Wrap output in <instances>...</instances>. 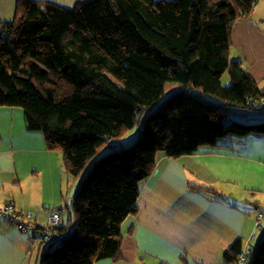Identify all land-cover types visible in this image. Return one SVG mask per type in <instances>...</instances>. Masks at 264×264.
<instances>
[{
  "label": "trees",
  "instance_id": "16d2710c",
  "mask_svg": "<svg viewBox=\"0 0 264 264\" xmlns=\"http://www.w3.org/2000/svg\"><path fill=\"white\" fill-rule=\"evenodd\" d=\"M256 3L91 0L66 9L20 0L14 19L0 23V107L20 109L26 129L59 154L70 190L80 178L71 198L50 210L57 231L69 233L57 248L40 252V243L37 264L120 262L121 225L159 156L264 136V119L245 122L264 118V86L230 58L233 27ZM168 85L175 89L166 94ZM139 126L131 145L97 158ZM32 216L36 228L48 226L49 216L46 226ZM249 247L248 264H264V236ZM242 248L236 241L223 264H237Z\"/></svg>",
  "mask_w": 264,
  "mask_h": 264
},
{
  "label": "crops",
  "instance_id": "0c3cea01",
  "mask_svg": "<svg viewBox=\"0 0 264 264\" xmlns=\"http://www.w3.org/2000/svg\"><path fill=\"white\" fill-rule=\"evenodd\" d=\"M19 1L0 0V23L14 19ZM30 1L72 9L91 0ZM232 42L230 58L240 60L264 84V0H257L251 15L235 23ZM38 133L26 129L21 110L0 107V207L30 212L38 226H46L51 208L64 194L68 201L73 190L59 154L47 151ZM136 206L121 225L122 260L96 264H223V254L236 241L243 247L255 245L264 228V211L255 227L258 208L264 207V136L201 148L180 159L159 156ZM38 254L29 236L0 220V264H37Z\"/></svg>",
  "mask_w": 264,
  "mask_h": 264
},
{
  "label": "built area",
  "instance_id": "2783aa9c",
  "mask_svg": "<svg viewBox=\"0 0 264 264\" xmlns=\"http://www.w3.org/2000/svg\"><path fill=\"white\" fill-rule=\"evenodd\" d=\"M262 213H257L255 227H258L262 220ZM0 218L5 219L17 231L29 234L33 244L41 243L47 245L50 249L57 248L62 245L63 238L69 232H58L59 216L52 214L48 218V226L46 228H36L33 222V216L30 213L15 211L10 205L0 208ZM250 255V247L246 245L242 248L238 256L237 264H248V256Z\"/></svg>",
  "mask_w": 264,
  "mask_h": 264
},
{
  "label": "rangeland",
  "instance_id": "374dc122",
  "mask_svg": "<svg viewBox=\"0 0 264 264\" xmlns=\"http://www.w3.org/2000/svg\"><path fill=\"white\" fill-rule=\"evenodd\" d=\"M234 54V53H233ZM231 59H233V60H235L234 58H233V55H232V57H231ZM221 84H222V86L223 87H229L230 86V78L228 77V74L227 73H224V75L221 77ZM261 87H263L264 86V84H262V85H260ZM175 89V85H168L167 86V93L166 94H168V91H170V90H174ZM20 110V109H19ZM264 118H263V115L262 114H260V115H258V116H255L253 119H251V120H248V121H245L246 123H254V122H259V121H262ZM139 129H140V126L139 127H134L133 129H131L130 131H127V133L123 136V137H121V139L119 140V142L115 145V146H109V145H106V147L104 148V150L103 151H101L98 155H97V158L99 157V156H101L102 154H106V153H108V152H111V151H115V150H117V149H120L121 147L123 148V147H127V146H129V145H131L134 141H135V139H136V135H137V133H138V131H139ZM39 134V133H38ZM91 163H92V161H90L89 163H88V165H87V167H86V169L84 170V172H83V176L86 174V172H87V170H88V168H89V166L91 165ZM69 183H70V180H69ZM74 183V185L72 184V187H71V189L73 190V192L76 190V188L78 187V185H79V183H80V178H79V180H77L76 182H73ZM71 184V183H70ZM71 190V191H72ZM72 192V194H70V198H71V196L74 194ZM264 236V232H259V238L261 239L262 237ZM38 246H40V243H36V250L38 249ZM46 249V247L44 246V245H41L40 246V250H41V252L42 251H44Z\"/></svg>",
  "mask_w": 264,
  "mask_h": 264
},
{
  "label": "clouds",
  "instance_id": "9594fccd",
  "mask_svg": "<svg viewBox=\"0 0 264 264\" xmlns=\"http://www.w3.org/2000/svg\"><path fill=\"white\" fill-rule=\"evenodd\" d=\"M42 245H44V244H42ZM45 246V245H44Z\"/></svg>",
  "mask_w": 264,
  "mask_h": 264
}]
</instances>
